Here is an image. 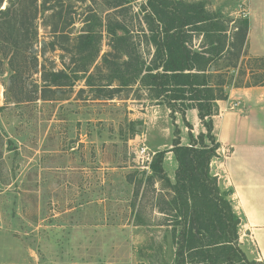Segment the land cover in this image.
<instances>
[{
	"label": "rangeland",
	"instance_id": "1",
	"mask_svg": "<svg viewBox=\"0 0 264 264\" xmlns=\"http://www.w3.org/2000/svg\"><path fill=\"white\" fill-rule=\"evenodd\" d=\"M181 1L203 4L229 36L244 20L233 0ZM16 2L34 13L35 38L11 59L0 53V264H172L171 229L156 209L166 191L147 179L184 124L146 88L116 82L126 53L152 58L147 0H3L1 9ZM202 44L195 35L192 47ZM243 52L218 69L244 83L259 70ZM175 166L166 153L172 183ZM239 246L257 259L240 232Z\"/></svg>",
	"mask_w": 264,
	"mask_h": 264
},
{
	"label": "trees",
	"instance_id": "2",
	"mask_svg": "<svg viewBox=\"0 0 264 264\" xmlns=\"http://www.w3.org/2000/svg\"><path fill=\"white\" fill-rule=\"evenodd\" d=\"M2 4L0 0V53L5 55L7 50L11 59L20 46L28 47L35 38V32L31 33L28 27L34 13L27 15L19 8V2L4 9ZM120 6L116 4V8ZM146 6L149 12L144 20L148 41L154 49L152 58L146 65L132 53H126V60L116 63V82L120 87L137 84L146 88L166 106L171 118L180 115L188 130V144L182 145L180 129L175 126L170 150L154 155L147 179L149 185L155 180L166 191L157 193L156 209L165 216L162 226L171 229L172 264H263L249 260L240 248L241 219L234 211L230 191L222 190L217 177L210 172V163L217 158L219 149L212 133L217 102L228 98L230 88L264 86V57L249 60L259 72L244 83L218 69L219 62L229 61L235 55L234 50L236 58L243 56L248 21L240 20L236 32L229 36L199 2L147 0ZM195 35H201L208 44L194 49L191 44ZM126 39L116 35V45L124 46ZM236 68L234 62L224 70ZM192 109L204 128L197 135L185 120V113ZM166 153H172L177 163L173 183L162 168Z\"/></svg>",
	"mask_w": 264,
	"mask_h": 264
},
{
	"label": "crops",
	"instance_id": "3",
	"mask_svg": "<svg viewBox=\"0 0 264 264\" xmlns=\"http://www.w3.org/2000/svg\"><path fill=\"white\" fill-rule=\"evenodd\" d=\"M233 1L234 10L241 9L235 11L234 19L248 21L244 45L248 58H263L264 0ZM185 120L194 135L204 132L196 110H188ZM175 123L180 125L179 119ZM212 123L219 149L210 172L222 190L230 191L234 211L241 219L240 236L254 249V260L264 264V86L230 88L228 98L217 102ZM178 127L180 142L187 145V129Z\"/></svg>",
	"mask_w": 264,
	"mask_h": 264
},
{
	"label": "built area",
	"instance_id": "4",
	"mask_svg": "<svg viewBox=\"0 0 264 264\" xmlns=\"http://www.w3.org/2000/svg\"><path fill=\"white\" fill-rule=\"evenodd\" d=\"M146 153V151L144 149H141L140 151V155H144ZM147 160L149 159V155L147 154Z\"/></svg>",
	"mask_w": 264,
	"mask_h": 264
}]
</instances>
